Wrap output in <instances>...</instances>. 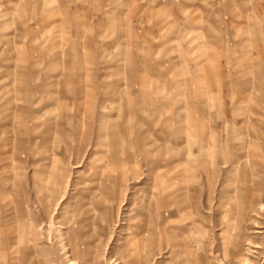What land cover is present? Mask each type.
<instances>
[{"label":"rangeland","instance_id":"374dc122","mask_svg":"<svg viewBox=\"0 0 264 264\" xmlns=\"http://www.w3.org/2000/svg\"><path fill=\"white\" fill-rule=\"evenodd\" d=\"M83 257L264 264V0H0V264Z\"/></svg>","mask_w":264,"mask_h":264},{"label":"bare ground","instance_id":"6f19581e","mask_svg":"<svg viewBox=\"0 0 264 264\" xmlns=\"http://www.w3.org/2000/svg\"><path fill=\"white\" fill-rule=\"evenodd\" d=\"M165 196L168 197L167 194H165ZM83 207H84V205L82 206V208ZM95 209H96V207H95ZM166 212L167 213L165 215H160L157 220H154L153 219V222L151 221L152 219L147 220L148 222L146 221V231L144 233H143V231H139L138 232L137 229H136V231H133V233H131L132 236H131V238L129 240V243L133 244V253L136 252L137 255H139L141 258L147 259V256L146 255H149V253H150V250H149L148 246H150V245H158L159 244V241H158L157 238L160 235L157 232L158 224H156V223H158V222L159 223H164V222H166V223H172V222H175V220H178V218H177L178 211H170V209H169ZM80 214H81V212H80ZM49 216H50V214H49ZM101 216H102V217H100L101 220H99V221H102V222H107L108 221V218L106 216H104V215H101ZM74 222L78 225V228L81 229L80 232H77L75 230V227H73ZM66 223L68 224V227L66 228V232H67V245L69 246V250L71 251V253L73 254V256L76 257V256L80 255L82 253V251L84 252V250H87L85 248L91 242L93 233L90 232L89 234H86L85 231H83L85 225L83 224L84 223V219H82V218L81 219L70 218V219L66 220ZM107 227H108V225H107ZM170 229L172 231H173V229L174 230L175 229H178L179 231L182 230L181 227H175V226H174V228L173 227H170ZM31 230H32V228H31ZM22 232H24V227L23 226H22ZM141 235L146 236V239L145 240H143V238L141 239L140 238ZM172 236H173L172 238L174 240H176L177 242L179 241V238L181 237V235L180 234H177V233H175ZM99 239H100V237H99ZM180 241H181V239H180ZM236 243H234L232 245L233 248H236V247H234V246H236ZM82 245L84 246V248H83ZM177 246L178 245H174L173 246L174 249ZM18 251H19V248H18ZM139 251H141L140 254H139ZM82 259H83V264H86L87 260L85 259V257H83ZM29 261H31V260H29Z\"/></svg>","mask_w":264,"mask_h":264},{"label":"crops","instance_id":"0c3cea01","mask_svg":"<svg viewBox=\"0 0 264 264\" xmlns=\"http://www.w3.org/2000/svg\"><path fill=\"white\" fill-rule=\"evenodd\" d=\"M259 48V47H258ZM256 52H258V50L256 49ZM255 54H257V53H252V55H255ZM247 55V54H246ZM259 55H260V50H259ZM29 79V78H28ZM27 78L25 79V78H19V80H18V82L19 83H21L23 86H25L26 85V82H27V80H28ZM66 81H71V80H69V79H67V80H65V82ZM137 103H139V101H137ZM136 104V103H135ZM134 104V105H135ZM135 106H137V104L135 105ZM167 178H168V176H165V180H167ZM16 231V233H19L20 232V227H18V230H15ZM17 244V243H16ZM18 248H20L19 246H18Z\"/></svg>","mask_w":264,"mask_h":264}]
</instances>
